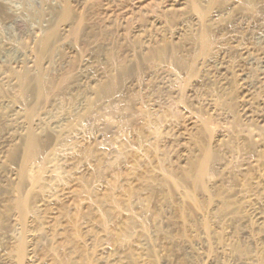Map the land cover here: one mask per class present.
<instances>
[{
    "label": "rangeland",
    "instance_id": "rangeland-1",
    "mask_svg": "<svg viewBox=\"0 0 264 264\" xmlns=\"http://www.w3.org/2000/svg\"><path fill=\"white\" fill-rule=\"evenodd\" d=\"M256 32L264 0H0V264H264Z\"/></svg>",
    "mask_w": 264,
    "mask_h": 264
},
{
    "label": "bare ground",
    "instance_id": "bare-ground-1",
    "mask_svg": "<svg viewBox=\"0 0 264 264\" xmlns=\"http://www.w3.org/2000/svg\"><path fill=\"white\" fill-rule=\"evenodd\" d=\"M180 5V4H179ZM194 5V4H193ZM241 5V4H240ZM196 6V5H195ZM245 6V5H244ZM180 8V7H179ZM195 9V7H194ZM243 9V8H242ZM250 9V8H249ZM182 10V9H181ZM249 11V10H248ZM68 11L65 9L64 10V14H66ZM155 22V21H154ZM147 23V22H146ZM153 23V22H152ZM152 25V24H151ZM247 25V24H246ZM154 26V25H153ZM142 27V26H141ZM164 27V26H163ZM154 28V27H153ZM140 29V28H139ZM157 29V27H156ZM155 30V29H153ZM171 30V29H170ZM176 30V29H175ZM166 31V30H165ZM144 32V31H143ZM146 32V31H145ZM144 32V33H145ZM149 32V31H148ZM158 33V32H157ZM127 34V33H126ZM142 35V34H141ZM144 35V34H143ZM146 35V34H145ZM53 32L51 30L48 31H44L43 33H41V36L39 37V39L36 41V46L35 47L37 49L36 51V61L38 63V61H40L42 59V57L44 56V54L49 51L48 49L51 46L52 43V39H53ZM136 36V35H135ZM150 36V35H149ZM165 36V35H164ZM200 36V44L203 46H206L208 44V33L206 30H202ZM198 36V37H199ZM139 37V36H138ZM146 37V36H145ZM166 38V37H165ZM170 38V37H169ZM150 39V38H149ZM253 39V44L255 46L252 47V49L250 51L244 50L241 52L240 55V60H241V65L238 67L239 69L236 71V77L238 78V82L239 83V88L241 90H253L254 92H256L258 95L263 96L264 95V36L260 33L256 35H253L252 37ZM251 39V41H252ZM156 41V40H155ZM130 42V41H129ZM8 43V42H7ZM10 43V42H9ZM10 46V45H9ZM8 46V47H9ZM208 46V45H207ZM52 48V46H51ZM205 48V47H204ZM203 49V48H202ZM253 51V52H252ZM9 53L10 50L6 49L3 51H0V60H2L3 62L6 63H10L11 59L9 58ZM13 57V56H12ZM14 59V58H13ZM19 59H21L19 57ZM18 60V58L16 59V61ZM14 61V60H13ZM30 60H26L25 62H29ZM34 61V60H33ZM15 62V61H14ZM21 62V61H20ZM24 62V61H23ZM31 63V62H29ZM41 63V62H40ZM10 66V65H9ZM38 66V65H37ZM36 68V67H35ZM214 68V67H213ZM216 68V67H215ZM86 69V68H85ZM83 70V69H81ZM1 73V72H0ZM5 73V72H4ZM3 73V74H4ZM87 73V72H86ZM235 74V73H234ZM238 74V75H237ZM252 74H254V78L252 79ZM252 75V76H251ZM30 80V79H29ZM236 80V79H235ZM9 81V80H8ZM14 81V80H13ZM33 82V80H32ZM43 81H41V77L38 75V77L35 78L34 80V86L33 88V93H41L42 89H43ZM237 83V82H236ZM24 86V85H23ZM82 86V85H81ZM10 88V87H9ZM28 88V87H27ZM25 88V89H27ZM81 89V88H80ZM11 90V89H10ZM14 90V89H13ZM31 90V87L30 89ZM248 91L251 92V91ZM238 91V90H237ZM253 92V94H254ZM22 94V93H20ZM247 94V93H246ZM248 95V94H247ZM257 95V96H258ZM26 96V95H25ZM260 96V97H261ZM245 97V95H244ZM242 98V97H241ZM82 100V99H81ZM262 100V99H261ZM86 102V101H85ZM264 102V101H263ZM83 103V102H82ZM245 113V112H244ZM21 120V119H20ZM23 120V119H22ZM45 122V121H44ZM69 122V121H68ZM50 124V123H49ZM65 127V126H64ZM63 130V129H62ZM57 131V130H56ZM28 139L26 140V146H27V151H26V155H28L30 157H33V155H35L37 153L36 150L37 149V143L34 137H27ZM205 161V160H204ZM203 161V162H204ZM202 162V163H203ZM205 163V162H204ZM203 163V164H204ZM207 163V162H206ZM204 164V168L205 169V165ZM202 164V165H203ZM201 167V166H200ZM207 168V167H206ZM202 171V170H201ZM203 173V172H202ZM20 205H22V203H20Z\"/></svg>",
    "mask_w": 264,
    "mask_h": 264
}]
</instances>
